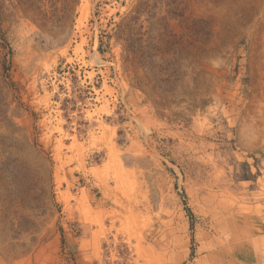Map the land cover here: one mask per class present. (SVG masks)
Masks as SVG:
<instances>
[{
    "label": "rangeland",
    "instance_id": "374dc122",
    "mask_svg": "<svg viewBox=\"0 0 264 264\" xmlns=\"http://www.w3.org/2000/svg\"><path fill=\"white\" fill-rule=\"evenodd\" d=\"M0 264H264V0H0Z\"/></svg>",
    "mask_w": 264,
    "mask_h": 264
}]
</instances>
